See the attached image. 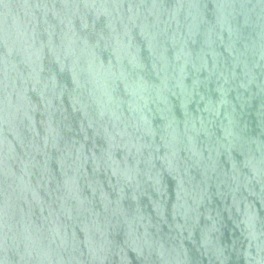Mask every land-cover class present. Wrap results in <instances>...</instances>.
Masks as SVG:
<instances>
[{"label": "water", "instance_id": "95a60500", "mask_svg": "<svg viewBox=\"0 0 264 264\" xmlns=\"http://www.w3.org/2000/svg\"><path fill=\"white\" fill-rule=\"evenodd\" d=\"M0 264H264V0H0Z\"/></svg>", "mask_w": 264, "mask_h": 264}]
</instances>
